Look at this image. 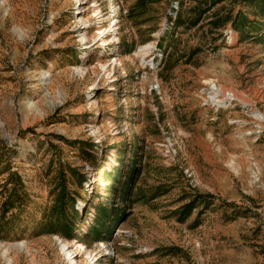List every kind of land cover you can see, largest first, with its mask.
Instances as JSON below:
<instances>
[{
  "label": "rangeland",
  "instance_id": "rangeland-1",
  "mask_svg": "<svg viewBox=\"0 0 264 264\" xmlns=\"http://www.w3.org/2000/svg\"><path fill=\"white\" fill-rule=\"evenodd\" d=\"M71 263L264 264V0H0V264Z\"/></svg>",
  "mask_w": 264,
  "mask_h": 264
},
{
  "label": "bare ground",
  "instance_id": "bare-ground-1",
  "mask_svg": "<svg viewBox=\"0 0 264 264\" xmlns=\"http://www.w3.org/2000/svg\"><path fill=\"white\" fill-rule=\"evenodd\" d=\"M111 20L113 21V19H111ZM111 25H112V27H114V26H115V23H114V24H111V23H110L109 26H111ZM115 37H116V36H115ZM79 202L82 203L81 200H79ZM77 247H78V246H77ZM65 252H66L67 255H69V256L72 255V254H74V251H73V250H69V249H66ZM71 260H73V259H71ZM72 263H75V260H73ZM72 263H71V264H72Z\"/></svg>",
  "mask_w": 264,
  "mask_h": 264
}]
</instances>
